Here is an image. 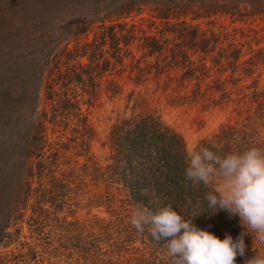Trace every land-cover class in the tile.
<instances>
[{"label":"trees","instance_id":"obj_1","mask_svg":"<svg viewBox=\"0 0 264 264\" xmlns=\"http://www.w3.org/2000/svg\"><path fill=\"white\" fill-rule=\"evenodd\" d=\"M254 5L264 6L260 0H152L150 6L162 25L158 33H147L135 23L103 19L91 40L61 50L49 36V21L45 19H36V24L30 19L20 24L2 22L0 244L10 236L12 222L20 219L26 207L31 206L36 229L42 233L50 219L66 223L67 217L61 218L59 213L71 208L78 198L91 206L109 208L121 202L120 208L127 206L122 210L129 212L119 218L116 227L98 217L69 223L72 228L67 229V240L60 247L69 250L77 264H171L166 239L156 241L147 226L139 232L131 225V212L141 205L155 213L172 203L174 210L186 211L185 219H191L197 228L221 239L227 234L236 239L245 231L238 216L230 218L225 211L215 215L208 212L204 196L209 189L185 177L188 149L184 138L156 114L133 112L119 117L108 134L105 161L90 157L70 170L61 169L59 160L65 157V143L48 153L53 148L48 128L57 125L69 130L75 120V127L70 129L77 136L69 140L82 154L90 153L96 132L78 98V87L72 85L93 99L100 90L97 78L113 71L116 63L122 64L128 57L131 72L138 79L166 75L165 89L175 92L194 82L192 93L181 98L209 104L227 100L234 105L239 118L221 125L197 148L217 144L226 153L264 147V86L257 78L249 85H239L243 78L255 74V57L240 61V48L233 58L221 45L222 33L209 32L191 22L223 13L234 16ZM3 25L9 29L7 37L1 34ZM39 28L43 32L36 34ZM134 43L142 52L140 57L131 49ZM107 46L113 49L110 56L106 55ZM83 56H88V64L79 61ZM226 65L232 68V74L221 79ZM172 70L181 74L173 76ZM238 70L244 73L242 77L235 76ZM229 84L236 87L235 91L229 89ZM109 89L113 94L120 92L117 84H111ZM233 94L237 97L233 98ZM244 239L246 253L237 256L236 264H244L256 255L253 236L248 234ZM138 240L144 245L142 249L132 246ZM256 251L264 252V246ZM128 252L132 255L125 259Z\"/></svg>","mask_w":264,"mask_h":264},{"label":"rangeland","instance_id":"obj_2","mask_svg":"<svg viewBox=\"0 0 264 264\" xmlns=\"http://www.w3.org/2000/svg\"><path fill=\"white\" fill-rule=\"evenodd\" d=\"M151 1L0 0V27L5 21L20 24L25 19H30L33 24H36V19H45L49 21L46 25L49 36L53 37L58 49L74 48L77 44L91 40L103 19H119L118 21L135 23L138 29H143L147 33H158V30L162 28L161 20L155 17L150 6ZM129 3H131L130 7H128ZM260 5H264V0H260ZM188 20L192 19L188 17ZM191 22L209 32L222 33L221 45L233 58L237 54L236 49L240 48L242 49L240 61L255 57V74L243 78L239 85H249L257 78L260 80V85L264 86V6L254 5L252 9H241L234 16L230 13H223L212 15L209 18L195 19ZM2 27L4 29L1 34L7 37L9 29L4 25ZM40 32H43V28L37 29L35 33ZM250 47L254 51H251ZM131 49L138 57L142 55L136 43L132 44ZM105 51H108L106 55L110 56L113 49L107 46ZM149 60H154V58ZM79 61L88 64V56L79 58ZM131 70V59L128 57L122 64L116 63L113 71L108 70L103 77L97 78L96 82L100 84V90L93 99L89 94H83L79 86L72 85V87H78L76 88L80 94L78 98L83 102V109L88 114L96 136L91 142L90 153L82 154L81 149L69 140L77 136L71 131L75 127V120L69 130H66L64 126L50 125L48 136L53 148L48 153L51 154L65 143V157L59 159L62 163L61 169L70 170L90 157L104 162L109 152L107 141L112 124L119 117L130 115L133 112L153 113L159 116L167 126L173 128L184 138L188 150L197 148L201 140L210 138L221 125L229 121L234 122L239 118L234 105L227 100L223 103L209 104L181 98L185 94L192 93L196 88L194 82L181 92H175L173 89H165L166 75L160 79L153 75L149 78L138 79L136 73H132ZM180 74V71L172 70L171 72L173 76ZM231 74L232 68L226 65L221 79ZM243 75L244 73L240 70L235 74L239 77ZM214 76L207 81H211ZM111 84H117L120 92L113 94L109 89ZM229 89L235 91L236 87L229 84ZM215 95L218 100L220 93L217 92ZM232 97L236 98L237 95L233 94ZM91 101L92 104H89L88 102ZM79 199L74 200L76 204H73L71 208L67 207L59 213L61 218L67 217L66 223L62 219L61 221L50 219L42 233L36 229L37 225L34 223L31 206L26 207L20 219L12 222L9 229L10 236L0 244V264H77L74 258L69 256L70 251L60 247V244L67 240L65 237L67 229L72 228L69 223L86 222L98 217L104 218L116 227L120 221L119 218L129 212L122 210L127 206L120 208L121 202L109 208L107 205L91 206L88 205L87 200ZM128 208L131 209V207ZM115 227L113 230L117 231ZM132 246H135V249H142L144 245L138 240ZM135 249L133 251L139 252ZM131 255V252H128L125 259Z\"/></svg>","mask_w":264,"mask_h":264},{"label":"clouds","instance_id":"obj_3","mask_svg":"<svg viewBox=\"0 0 264 264\" xmlns=\"http://www.w3.org/2000/svg\"><path fill=\"white\" fill-rule=\"evenodd\" d=\"M185 177L194 185L209 190L204 199L208 212L225 211L239 217L243 231L236 239L227 234L221 239L197 228L186 211H176L172 203L153 213L141 205L133 208L130 223L139 232L148 227L156 241L165 244L171 264H236L237 256L246 253L245 235L253 236L256 255L244 264H264V147L251 146L243 151L224 152L222 146L190 148Z\"/></svg>","mask_w":264,"mask_h":264}]
</instances>
